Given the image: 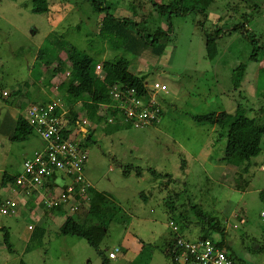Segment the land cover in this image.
Wrapping results in <instances>:
<instances>
[{"label": "rangeland", "instance_id": "rangeland-1", "mask_svg": "<svg viewBox=\"0 0 264 264\" xmlns=\"http://www.w3.org/2000/svg\"><path fill=\"white\" fill-rule=\"evenodd\" d=\"M47 1L49 11L36 14L33 0H0V169L5 161L7 174H21L24 161L44 146L37 134L21 143L9 138L16 112L26 117L33 104L63 100L69 66L55 74L58 63L47 70L38 59L46 48L47 60L59 55L65 62L66 53L53 42L63 39L101 65L125 58L130 72L149 88L166 85L168 93L156 95L162 109L158 122L135 128L119 120L114 126L89 127L96 131L88 146L86 181L103 196L106 211L90 217L87 202L73 217L97 246L62 235L65 215L57 216V223H40L38 216L46 212L39 200L36 211L27 209L26 196L0 188V264H103L116 249L120 252L111 264H171L170 223H181L184 214L189 230L183 234L193 241L203 227L199 213L220 222L224 234L214 238L226 243L236 264H264V0H215L207 17L173 14L171 23L151 0ZM94 1L114 16L139 22L146 36L171 24L164 54L148 50L136 56L103 40L99 31L105 14L95 11ZM153 1L169 6L175 0ZM216 26L226 31L216 40L217 58L210 60L205 32ZM239 109L246 111L240 127L260 154L237 167L221 161L227 131L192 117ZM6 198L19 200L16 215L2 214ZM30 225L36 231H29ZM3 228L10 233V248L3 243Z\"/></svg>", "mask_w": 264, "mask_h": 264}, {"label": "trees", "instance_id": "trees-1", "mask_svg": "<svg viewBox=\"0 0 264 264\" xmlns=\"http://www.w3.org/2000/svg\"><path fill=\"white\" fill-rule=\"evenodd\" d=\"M152 4L155 9L160 12L162 15H167L171 23V16L176 15H187L193 12H199L204 14L207 17L208 9L212 6L215 0H175L174 3L169 6H160L156 4L153 0ZM94 9L99 14H105L103 21L101 22V27L99 31V36L103 40H108L112 46L116 48L125 49L126 51L134 54L136 56L142 55L144 51H151L153 55L160 57L164 54L165 48L167 46L166 41H168L169 35L172 33V26L169 24L167 31L162 29L157 30L152 35H145L143 30L140 29V23L131 18H120L111 14L102 3H96L94 1ZM32 11L36 14H44L49 11V3L47 0H33ZM201 28H203L202 24ZM238 29L236 26L232 31ZM224 28L216 26V28L207 34L206 37V50L207 57L210 60H214L218 56V50L215 46L216 40L221 38V33H225ZM51 36L48 37V44H52ZM54 46L60 51L66 53V60L63 62L59 55L48 59L46 55L47 50L42 49L38 57L42 63H44L46 69L48 70L55 63H58V67L54 69L53 73L60 74L64 72V64L67 63L69 66V78L65 82L66 92L63 96V101L65 105L69 108L71 116L74 121H77L80 117L88 118L92 124L100 126L102 123H105L107 117L110 115L114 116L117 121H119L116 113L112 112L110 109L105 108L100 110L101 105H109L111 103L109 91L112 87L117 84H124L132 88L138 89L142 94L148 93L147 83L144 78L130 72V62L125 58H116L114 60H105L102 63L103 69V78L95 77L94 72L97 65L100 63H95V60L90 55L79 51L76 47L66 43L65 41H56L53 42ZM20 93V92H19ZM79 99L82 101L81 106L76 105V100ZM51 99H44L40 104H49ZM246 111L239 109L235 114H229L226 112L221 113H212L205 116H193L192 119L197 123H208L212 126H219L223 130L227 131V142L224 152V157L221 160L224 163L234 166H241L249 162L251 159L257 157L260 154V148L258 145L252 143L247 137V131L244 126L243 130L240 127L239 121L244 116ZM67 122H70V117L67 118ZM116 124L108 125L114 126ZM64 124H62V129H64ZM264 131V127L262 128ZM96 129H89V134L86 138L84 147L88 149L90 143L93 142L94 132ZM34 129L28 124L26 118L20 116L17 120L16 127L13 134L10 136V141L12 143H21L26 141L28 137L34 135ZM15 182V176L9 174H4L1 187L5 188L10 184ZM78 193L74 195L75 199L80 202V207L82 205L88 206V215L90 217H101L105 213L103 205V196L95 194L94 190L89 192V200H84L79 196V190H76ZM264 196V193H262ZM88 202V203H87ZM79 207V209H80ZM78 209V211H79ZM77 211V212H78ZM76 212V213H77ZM75 213V214H76ZM65 213L62 208H54L50 211H47L44 214L45 221L53 220L57 216H66V219L62 226L60 227V233L65 236H74L80 237L89 242L92 246H97V243L93 235L84 230V225L77 221L73 215ZM182 215V221L184 226L181 223H175L178 227V234L174 233V238L169 244V251L167 256L171 259V264H180L178 261H175V256L172 253L175 241L178 235L187 242H195L198 240L210 239L215 241L219 247H221L227 255L233 259L229 254V248L226 246L222 240H215L214 236L220 234L223 236L225 229L221 226L220 222L216 218L203 216L199 213L200 222L203 225L199 230L200 236L195 240H189L186 238L183 233L188 229L189 224L184 214ZM89 217V218H90ZM181 225V226H180ZM3 231V243L10 248L9 238L10 233L6 229H1ZM189 230V229H188ZM36 231V228L35 230ZM181 254V253H180ZM234 260V259H233ZM111 260L104 257L103 264H111ZM235 262V260H234ZM24 264V263H23ZM236 264V262H235Z\"/></svg>", "mask_w": 264, "mask_h": 264}, {"label": "built area", "instance_id": "built-area-1", "mask_svg": "<svg viewBox=\"0 0 264 264\" xmlns=\"http://www.w3.org/2000/svg\"><path fill=\"white\" fill-rule=\"evenodd\" d=\"M94 75L103 78L101 64L97 65ZM147 88L148 93L142 94L136 88L117 84L109 91L111 103L101 105L100 110L110 109L122 123L135 128L158 122L162 109L156 95L159 91L168 93V87L156 83L152 88ZM3 95L9 96L7 92ZM81 103V100H76V105ZM69 117L71 121L67 122ZM25 118L44 146L32 158L24 161L23 172L15 176L13 187L5 188L27 198L34 199L35 196L45 212L62 208L69 215L75 214L80 207V202L74 197L78 193L76 190L80 191L79 196L84 200L90 198V184L85 176L88 149L83 144L93 124L83 117L74 121L62 99H54L46 105H31ZM116 121L114 116L109 115L106 123L114 124ZM4 201L1 205L2 214L16 215L20 207L19 200L6 198ZM170 228L178 234L175 223H170ZM28 230L33 232L35 227L30 225ZM119 252V249L111 251L109 259L116 260ZM172 253L180 264H235L225 250L210 239L187 242L178 235Z\"/></svg>", "mask_w": 264, "mask_h": 264}, {"label": "crops", "instance_id": "crops-1", "mask_svg": "<svg viewBox=\"0 0 264 264\" xmlns=\"http://www.w3.org/2000/svg\"><path fill=\"white\" fill-rule=\"evenodd\" d=\"M28 110V109H27ZM27 112V111H26ZM22 116V113L20 112H16V114L12 117L13 120H18L19 117ZM23 117V116H22ZM25 118V117H24ZM5 161L2 162V168L0 169V188H2L1 186V183H2V179H3V176L4 174H6L7 172L4 171V168H5ZM37 201H38V198H35L34 196V199L33 198H27V200L25 201V206L27 209H31V210H35L36 211V205H37ZM37 215V214H36ZM38 216V215H37ZM38 220L40 221V223L44 220V217H40L38 216ZM54 222L56 221V218H54L53 220ZM57 223V222H55ZM36 233V232H35Z\"/></svg>", "mask_w": 264, "mask_h": 264}]
</instances>
